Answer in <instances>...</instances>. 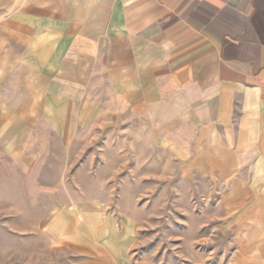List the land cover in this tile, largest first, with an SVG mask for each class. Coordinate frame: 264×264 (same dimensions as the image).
I'll return each instance as SVG.
<instances>
[{"label": "crops", "instance_id": "1", "mask_svg": "<svg viewBox=\"0 0 264 264\" xmlns=\"http://www.w3.org/2000/svg\"><path fill=\"white\" fill-rule=\"evenodd\" d=\"M0 103L66 137L119 107L150 147L262 169L264 0H14Z\"/></svg>", "mask_w": 264, "mask_h": 264}, {"label": "rangeland", "instance_id": "2", "mask_svg": "<svg viewBox=\"0 0 264 264\" xmlns=\"http://www.w3.org/2000/svg\"><path fill=\"white\" fill-rule=\"evenodd\" d=\"M32 108L0 103V264H264V168L150 147L119 107L70 137Z\"/></svg>", "mask_w": 264, "mask_h": 264}]
</instances>
